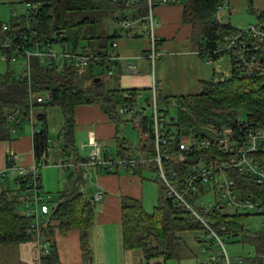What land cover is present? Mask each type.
I'll list each match as a JSON object with an SVG mask.
<instances>
[{
  "label": "trees",
  "instance_id": "obj_1",
  "mask_svg": "<svg viewBox=\"0 0 264 264\" xmlns=\"http://www.w3.org/2000/svg\"><path fill=\"white\" fill-rule=\"evenodd\" d=\"M224 0H187L184 3V21L191 24L196 38L210 50L214 59L223 53H229L232 60L231 76L224 79L205 81L202 93L195 95L164 96L159 95L160 104L169 117V128L174 132L173 146L182 136L195 135L202 139H212L222 133L224 128L240 130V124L247 123L252 128H264V75L260 73H246L236 62L241 53L240 46L226 49V36L243 33L245 30L234 27L230 22L223 23L219 16V5ZM233 1V0H231ZM255 9L256 0H248ZM29 6L40 3L35 19L28 25L26 16H16L10 24L9 34L16 44L23 42V36H30L33 42L49 40L77 50L90 47L101 55H108L110 41L117 34L106 32L101 18H111L117 23L130 17L133 11L123 3L114 0H24ZM222 14V13H221ZM217 15L220 24L214 21ZM136 14H134L135 18ZM102 18V19H103ZM264 22V11L258 17ZM259 23V24H260ZM2 24V23H0ZM262 30L264 31V25ZM35 32L36 34H34ZM115 32V33H114ZM115 34V35H114ZM258 38L243 34L242 41L252 45ZM214 51H217L214 52ZM9 59L4 62L6 71H0V141H10L17 136V132L30 124L34 118L35 127L39 131L34 134V156L40 172L43 162L48 164V158L54 145L48 123L47 110L51 106L61 108L65 123L58 134V146L61 147L63 160L77 163L82 160L76 146V118L75 109L79 105L98 104L115 122H120L123 115L121 107L137 105V89L107 88L102 72L107 71V64L91 65L84 73L75 67L45 65L38 57L26 61L25 55L19 54L14 47L9 48ZM1 56V51H0ZM30 67L28 68V64ZM97 69V71H96ZM100 77V81L96 78ZM130 94V98L126 96ZM43 101L38 102L37 98ZM149 95L145 101H150ZM175 111V113L173 112ZM139 122L146 139L136 152L119 141V158L127 154L138 161L129 170L137 173L139 168H152L156 174V181L160 185V198L154 211L149 212L142 200L124 197L122 200V239L126 249L141 250L145 256L144 264H153L152 260L163 258V261L182 258L179 252L185 248L186 256L199 255L188 244L182 233L198 231L200 223L191 218L177 201L169 198L166 187L159 176L154 163L141 161V156L154 157L156 155L155 142L152 135L153 117L146 107H140L132 117ZM119 139V138H118ZM128 149L129 151H127ZM130 152V153H129ZM214 146L196 153L195 158L214 155ZM75 161H72V160ZM85 157L83 160H87ZM194 161L195 160H191ZM174 162L169 165L172 168ZM72 168L67 171L70 173ZM102 172H112L111 169H100ZM73 173L69 182L72 187L58 192L51 206L50 222L44 227V239L51 243V254L44 257V264H55L57 259L54 233L57 227L76 226L82 231L83 252L88 262L92 261V250L88 243V232L95 221L97 201L87 194L85 185L87 177L84 170ZM42 180V175L40 176ZM4 186L0 191V245L13 244L34 240L33 234L28 233L31 218L21 212L22 204L19 196L24 185L15 190L8 185L9 180L1 181ZM16 183V181H15ZM203 191L206 188H203ZM260 196L264 205V190L258 186H251ZM218 211L214 216L227 223L229 234L235 241L250 245L253 252L244 258V264H263L264 262V230L249 231L247 221L251 217L241 214H223ZM264 215V212H263ZM201 239L197 236L196 241ZM204 247L203 243L200 244ZM202 250V248H201ZM156 263L158 264L159 261Z\"/></svg>",
  "mask_w": 264,
  "mask_h": 264
},
{
  "label": "built area",
  "instance_id": "obj_2",
  "mask_svg": "<svg viewBox=\"0 0 264 264\" xmlns=\"http://www.w3.org/2000/svg\"><path fill=\"white\" fill-rule=\"evenodd\" d=\"M114 1L123 3L127 8L133 10L130 17L121 20L124 30H130L137 24L145 27L146 33L150 36L147 57L154 66L161 56V39L156 34L158 19L155 8L161 5L184 4L187 0ZM230 4L231 0H224L218 7L220 13L226 12ZM29 7L25 15L28 25L31 24V20L35 19L40 3H34ZM134 14H136L135 18L133 17ZM259 23L246 29L243 33L226 36L228 43L226 49L229 50L232 46L241 44V53L236 57L237 64L246 73L264 75V31L261 29L264 22ZM9 31V23L0 24V68L9 59L7 53L12 47L19 54L25 55L28 63L32 57H38L45 65L72 66L80 73H84L92 64L99 65L103 62H106L108 70L112 72L115 69L117 59L121 58L110 52L106 56L101 55L90 47L73 50L62 45V50L59 51L55 48L57 43L49 40L33 42L30 36L24 35H22L23 42L16 44ZM243 34L258 39L252 45H247L241 40ZM214 52L217 53V51ZM214 54L210 52V56ZM137 95L136 107L123 106L119 112L123 115L129 114L132 117L140 107H146L151 112L156 155L147 157L143 154L141 161L155 164L167 189V196L175 199L185 213L200 223V229L204 231L201 237L204 240L202 242L204 247L200 253L204 257L199 258L198 264H244L243 257H239L237 261H233L230 257L226 250L227 241L232 239L229 234V227L227 223L222 222V219L214 215L218 211L224 212L223 214H241L243 216L263 215V202L258 193L251 189V186H258L264 190V128H252L251 125L242 123L240 130L224 128L222 133L212 139H202L195 135L182 136L176 143V149L171 151L169 146H173V138L170 135L173 134L174 129L169 128L168 114L160 104L156 79H154V85L151 89L150 101H145L146 98L143 97L141 91ZM126 96L130 98L129 93H126ZM37 101L42 102L43 98L38 97ZM29 120L33 133L39 131L35 127L33 116ZM137 126L139 129L141 128L139 122ZM140 130L142 131V129ZM141 133L143 142L147 134ZM100 144L101 142L97 138L90 137L89 141L85 143L89 147L88 159L80 164L63 160L62 168L68 171L69 168L79 164L81 166H94L99 170L112 169L115 166H122L126 170H131L138 161L129 154L123 158L107 159L104 157V149ZM212 145L214 146V155L195 158L196 153L210 149ZM16 159L17 155L12 154L7 162V167L0 170V180L15 178L17 188L22 185L25 186L19 196L22 204L21 212L32 219L28 233L33 234L43 259L51 254L50 242L44 239V227L50 222L51 203L46 201L44 197L42 180H40V165L35 160L30 167L18 166ZM190 159L195 160V162L190 161ZM172 162L174 165L169 168ZM202 187L206 190L203 191ZM209 191H215V202L198 205L199 199ZM101 197L102 194H98L95 200L98 201ZM214 246L221 248V250L214 252ZM38 264H43V262Z\"/></svg>",
  "mask_w": 264,
  "mask_h": 264
},
{
  "label": "crops",
  "instance_id": "obj_3",
  "mask_svg": "<svg viewBox=\"0 0 264 264\" xmlns=\"http://www.w3.org/2000/svg\"><path fill=\"white\" fill-rule=\"evenodd\" d=\"M17 7H21V12L18 11ZM184 7V4H174L161 5L155 8L158 19L156 34L161 39V56L154 66L147 57L150 36L146 33L145 27L138 24L139 28L133 27L130 30L122 28L116 35L114 34L115 36L110 41L109 52L121 58L117 59L115 69L112 72L108 68L107 71L102 69L104 71L102 75L109 74L112 77L111 83L115 84L114 87L109 88L137 89L146 98L148 95L150 97L154 79H156L159 95H195L202 93L205 81L217 79V73L213 70L214 57L210 56V50L204 48L202 41L200 42L196 38L193 26L184 21ZM29 8L24 0H0V16L9 17V22L13 21L15 14L21 17L26 15ZM6 20H0V23H8ZM147 110L149 109L147 108ZM125 115L117 123L96 103L77 106L74 117L77 125L75 131L76 146L82 157V160L77 163L86 161L83 159L88 157L89 147L85 143L89 141L90 137H95L101 142L104 157L107 159H118L120 157L119 141L124 142L127 147L140 149L142 131L137 126L138 121L132 120L134 118H131L132 116H129V114L128 116ZM129 122L138 129L141 136L136 146L129 143L131 141L124 135L123 125ZM32 133L31 125L27 124L25 128L17 132V136L13 140L0 141V170L7 167V162L12 154L17 155L16 165L18 166L30 167L34 164V134ZM111 145H114L117 157L111 154ZM58 154H60L59 158ZM58 154L53 155V161L58 163V167L62 168L61 164L64 157L62 156L61 147ZM72 169H74L72 170L74 173L80 172L81 169L84 170L85 176L89 180L88 186L86 183L84 189L89 196L95 199L96 195L102 194V197L97 201L94 224L88 232L92 261L88 262L87 257L84 255L81 244L82 231L76 226H62L57 227L54 233L57 250L55 264H143L145 256L141 250H129L123 245L122 200L124 197L142 200L146 208L147 189L144 184H146L147 178L144 176V167L139 168L137 173L126 170L122 166L113 167L110 173L102 172L94 166H80L79 164L73 166ZM8 180V185L15 190L17 188L15 178H9ZM2 186L4 184L0 182V191ZM197 243L200 250L202 248L201 243L199 240ZM11 246V248L18 246L19 251L13 264L44 262L41 258L39 245L35 240ZM192 248L196 253L198 252L195 250L196 248ZM130 258H135V260L129 261ZM196 260V264H198L199 258L196 257ZM8 263L11 264V262Z\"/></svg>",
  "mask_w": 264,
  "mask_h": 264
},
{
  "label": "rangeland",
  "instance_id": "obj_4",
  "mask_svg": "<svg viewBox=\"0 0 264 264\" xmlns=\"http://www.w3.org/2000/svg\"><path fill=\"white\" fill-rule=\"evenodd\" d=\"M18 11L21 10V7H17ZM23 9V8H22ZM264 10V0H256L255 1V9L253 10L250 6V3L248 0H233L231 1L230 6L227 8L226 12L219 13V16L221 18V21L223 23L230 22L234 27H238L241 29H249L252 26H255L259 23L258 17L260 16V13ZM21 12V11H20ZM9 18V17H8ZM7 17H1L0 20H5ZM103 18V17H102ZM101 20L103 27L105 28L106 32L113 34V31L116 29L117 31H120L123 27L121 23H117L111 18L104 17ZM6 22H9V20ZM134 28H139V25L137 24ZM197 31L195 30V33ZM197 34V33H196ZM111 47V46H110ZM55 48L59 51L62 50L61 45H56ZM231 55L227 53H223L219 58L214 59V69L217 73V79H224L231 76L232 73V65L230 57ZM0 71H6V65L2 64ZM97 71V69H96ZM98 72H102V69H98ZM101 76L103 79L105 85L109 87H114L111 83L112 77L106 73V75ZM48 115V123L50 127V134L51 137L54 139V145L51 149L49 158H48V164L46 162H43L41 173H42V182H43V192L44 197L46 201L52 202L55 198L58 197V191L63 189H69L72 187V183H69L68 175L69 173L66 172L65 169L58 167V163H55L53 161V155L58 154L60 147L57 145L58 141V133L60 129L63 126L64 123V116L61 108L57 106H51L47 110ZM175 113V111H173ZM128 116V115H125ZM132 118V117H131ZM130 118V119H131ZM123 129L125 130L124 135H126L127 139H129L135 146L139 142V139L143 138V135L140 136V133L138 129L131 123H126L123 125ZM60 134V133H59ZM132 145V146H134ZM136 152H138V148L134 149ZM110 152L115 157H117V151L115 150L114 145H111ZM60 157V154H58V158ZM80 164V163H79ZM81 166V165H80ZM144 176L146 179L145 187L147 189L146 194V209L149 212L154 211L155 207L158 205L159 202V196H160V185L158 182H156V174L154 170L150 167H144ZM78 173V172H77ZM76 173V175H77ZM87 186L89 183V180L87 179ZM90 188V187H89ZM90 191V190H88ZM216 196L215 191H209L207 192L203 197H201L198 201V205H201L202 203L208 204L209 202H215ZM52 206V204H51ZM254 214V213H253ZM247 229L249 231H261L264 230V215H253L251 216L247 221ZM203 230L199 229L198 231L194 232H187L182 233L181 235L186 239L188 244L191 247L196 248L198 257L203 258L204 256L201 255V249L199 250V244L196 242V237H202L203 236ZM4 246L0 245V264H9L8 262H11L13 264L14 260L16 259V256H18V246ZM218 250H221V248H217L214 246L213 251L217 252ZM226 250L228 251L230 257L233 261H237L239 257H245L248 256L249 253L253 252V248L250 245H244L241 242L235 241L234 239H230V241L226 243ZM140 251V250H139ZM196 252V251H195ZM186 254L185 248H182L179 252V256H182V259L175 258L167 260L166 262L163 261V258H156V260H152L153 264H196L197 260L195 256H186L183 258V255ZM144 259V257H142ZM181 259V260H180ZM135 258H130L129 261H134ZM145 262H143L144 264Z\"/></svg>",
  "mask_w": 264,
  "mask_h": 264
},
{
  "label": "water",
  "instance_id": "obj_5",
  "mask_svg": "<svg viewBox=\"0 0 264 264\" xmlns=\"http://www.w3.org/2000/svg\"><path fill=\"white\" fill-rule=\"evenodd\" d=\"M214 21L215 22H217V25H219L220 24V20H219V18H218V16L217 15H214ZM101 80V78L100 77H98V78H96V81H100ZM73 171H71L70 173H69V175H68V178L70 179V177H72L73 176ZM204 240H202V239H199V242L200 243H202Z\"/></svg>",
  "mask_w": 264,
  "mask_h": 264
}]
</instances>
